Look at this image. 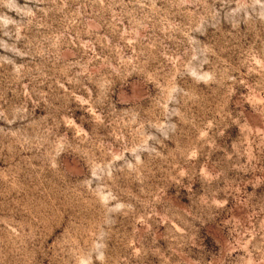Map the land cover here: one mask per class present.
<instances>
[{"label":"rangeland","instance_id":"374dc122","mask_svg":"<svg viewBox=\"0 0 264 264\" xmlns=\"http://www.w3.org/2000/svg\"><path fill=\"white\" fill-rule=\"evenodd\" d=\"M0 264H264V0H0Z\"/></svg>","mask_w":264,"mask_h":264}]
</instances>
